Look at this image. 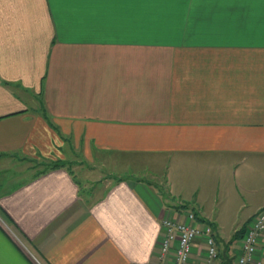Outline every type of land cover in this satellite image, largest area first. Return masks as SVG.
I'll return each instance as SVG.
<instances>
[{"label": "crops", "instance_id": "crops-1", "mask_svg": "<svg viewBox=\"0 0 264 264\" xmlns=\"http://www.w3.org/2000/svg\"><path fill=\"white\" fill-rule=\"evenodd\" d=\"M67 147L109 178L52 166ZM240 209L264 211V0H0V264H155L189 211L238 264Z\"/></svg>", "mask_w": 264, "mask_h": 264}, {"label": "built area", "instance_id": "built-area-1", "mask_svg": "<svg viewBox=\"0 0 264 264\" xmlns=\"http://www.w3.org/2000/svg\"><path fill=\"white\" fill-rule=\"evenodd\" d=\"M185 221L164 219L165 234L161 250L155 264H194L190 258L194 239L202 235L206 245V255L203 264H216L217 248L214 238L205 233L202 228L195 226L194 214L186 213ZM264 235V211L259 210L254 216L248 229L243 234L240 245L241 253L237 257L238 264H251L256 252L258 241ZM260 264V262H257Z\"/></svg>", "mask_w": 264, "mask_h": 264}, {"label": "rangeland", "instance_id": "rangeland-1", "mask_svg": "<svg viewBox=\"0 0 264 264\" xmlns=\"http://www.w3.org/2000/svg\"><path fill=\"white\" fill-rule=\"evenodd\" d=\"M66 157H67V161L64 163L65 166L68 167L69 171H72L73 173H75V176L77 178H80L78 180L82 186H89L91 184H95L99 179L104 181L105 179L109 178V175L105 173V171L108 172L109 170L102 168V167L100 168V166L93 168L94 165H92V163H90L89 161H86L82 156H80V154H76L75 152L71 151L69 148L67 149ZM43 161H44L43 164L37 163L35 165H37L38 168L44 169V168H48L52 164V162H54L53 159H44ZM55 161L62 162L64 160L59 159ZM138 163L140 164L139 161ZM125 165L126 163L117 165V167L120 166L119 170H117V173L118 172L123 173V174L133 173L131 171H128L127 170L128 168ZM134 170L136 171L135 173L140 172V170L137 168H135ZM246 212L247 210L245 209H240L235 212L229 211L226 214L222 212V214L224 213L226 217H223V219L221 220V223L217 227L219 235L226 239L228 236H231L234 230L236 228H239L240 226L239 224H241L240 222L239 223L237 222L238 218L244 216ZM234 218L237 220L234 221ZM233 241H238V240L235 239Z\"/></svg>", "mask_w": 264, "mask_h": 264}, {"label": "trees", "instance_id": "trees-1", "mask_svg": "<svg viewBox=\"0 0 264 264\" xmlns=\"http://www.w3.org/2000/svg\"><path fill=\"white\" fill-rule=\"evenodd\" d=\"M54 165H64V162H55L52 164V166ZM245 227L241 226L240 228L236 229L233 233L232 239L231 240H237L238 238H241L243 236V234L245 233Z\"/></svg>", "mask_w": 264, "mask_h": 264}]
</instances>
